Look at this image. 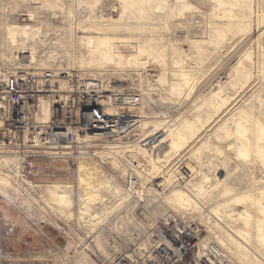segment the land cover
I'll use <instances>...</instances> for the list:
<instances>
[{
	"label": "rangeland",
	"instance_id": "rangeland-1",
	"mask_svg": "<svg viewBox=\"0 0 264 264\" xmlns=\"http://www.w3.org/2000/svg\"><path fill=\"white\" fill-rule=\"evenodd\" d=\"M21 51L34 52L22 69L53 104L70 76L140 92L138 134L166 130L157 151L171 153L135 152L144 170L133 201L119 151L138 137L96 140V157L71 170L30 141L10 147L0 110V264H142L163 219L200 226L236 264H264V0H3L0 103L2 86L24 78ZM83 166L100 173L93 205ZM88 210L102 218L95 230Z\"/></svg>",
	"mask_w": 264,
	"mask_h": 264
},
{
	"label": "built area",
	"instance_id": "built-area-1",
	"mask_svg": "<svg viewBox=\"0 0 264 264\" xmlns=\"http://www.w3.org/2000/svg\"><path fill=\"white\" fill-rule=\"evenodd\" d=\"M78 5L80 9L86 8L84 4ZM26 19L24 16L22 22L30 24ZM16 60V69L18 73L24 74V78L2 86L5 88L3 97L6 107L3 118L4 125L10 127L7 138L10 147L22 146L25 140L30 141L35 150L45 149L48 152L45 155L49 158L65 161L70 169L74 170L78 169L81 159L96 153V141L83 143L79 136L84 138L85 135L98 133L113 143L138 137L136 144L139 147L150 148L156 144L158 137L165 134L162 132L164 134L158 133L148 138H141L138 134L140 126L137 114L144 101L140 92L118 90L112 82L105 79L74 80L71 76L66 90L67 99H60L53 104L48 123H39L36 113L44 88L39 86L36 76L22 69L32 63L31 53H18ZM99 142L101 141L98 140ZM123 161L124 190L127 195L137 200L141 179L136 170H139L142 164L131 157L130 152L126 153V159ZM22 181L28 184L25 179ZM202 231L203 229L195 224L186 226L174 219L161 220L158 222L157 234H153V257L144 258L142 264H236L217 244L202 242ZM135 263L138 264L137 261L126 262L120 257L107 264Z\"/></svg>",
	"mask_w": 264,
	"mask_h": 264
},
{
	"label": "bare ground",
	"instance_id": "bare-ground-1",
	"mask_svg": "<svg viewBox=\"0 0 264 264\" xmlns=\"http://www.w3.org/2000/svg\"><path fill=\"white\" fill-rule=\"evenodd\" d=\"M27 17V21L28 22H31L32 21V19H31V17L30 18H28L29 16H27V15H22V17ZM25 25V28H27V29H29L30 28V25L29 24H24ZM18 38H19V33L16 31L15 32V35L13 36V37H11V40H12V43L14 44V46L16 47L17 45H18ZM25 49V48H24ZM22 52V51H21ZM22 53H24V54H30L31 53V61H32V63H34L33 62V60H34V52L33 51H31V52H27V51H23ZM18 54V53H17ZM21 54V53H20ZM16 57H17V55H16ZM15 57V58H16ZM32 63H28L27 65H30V64H32ZM15 67H16V63H15ZM94 79V78H93ZM61 87L59 88V92L57 91L56 93H58V94H66L65 93V91L67 90V88L65 87V83H62L61 85H60ZM182 95V94H181ZM60 99H62V100H66L67 99V97H65V98H59V96L58 97H56L55 98V102H59V100ZM2 101L3 102H1L0 103V110H5L6 109V107H5V104H4V101H5V97H3L2 98ZM39 103H40V105H39V112H37L36 113V119H37V121L39 122V123H44V124H46V123H48L49 121H50V119H51V115H52V105H53V103H51L50 101H48V100H46V99H43V98H41V99H39ZM141 110H142V108H141ZM3 114V113H2ZM141 118L139 117V122H138V124H140L141 123ZM162 132H164L165 133V135H166V133H167V131L166 130H163ZM156 135V134H155ZM155 135H152V136H155ZM160 136V137H158V139H157V141L155 142L156 144L155 145H153L152 147H150V148H142V147H139V145L138 144H135V147H133V149L131 150H128V148H120L121 149V151H119V153H120V155L121 156H123L122 157V159H126V153H128V152H130V155H131V157H134L135 159H137V154L135 153L136 151H144V150H149V151H155L154 152V156H155V161L156 162H158L159 161V159L160 158H164V157H166L167 158V156L168 155H170V153H171V148L169 147V146H167V145H165L166 147H167V152H163V151H157V149H159L162 145H164L165 144V142H166V136ZM82 136H79V140L80 141H82L83 143L84 142H88V141H96V140H101V139H103V140H109V138H107V137H105V136H103L102 134H94V135H91V136H89V135H85L84 136V138H81ZM105 137V138H104ZM148 137H151V136H147V138ZM141 138H143V135H142V137ZM160 138V139H159ZM132 154H134V156L132 155ZM65 155H70V153H65ZM98 155V154H97ZM136 155V156H135ZM95 158L96 156L94 155V154H91V156L89 157V158H83V159H81L80 161H79V163L78 164H82V163H84V161H89V160H91V158ZM117 157H119V156H117ZM120 160V159H119ZM139 162H140V160L139 159H137ZM120 162H122V161H120ZM141 163V162H140ZM122 164V163H121ZM142 164V163H141ZM140 164V165H141ZM79 165V166H80ZM189 168L191 169V171H193V168L192 167H190L189 166ZM143 170H144V166L143 165H141V168L138 170H136V172H137V174H138V176H139V178H141V175H142V173H143ZM123 173H125L124 171H123ZM99 176H100V173H99V171H98V169L96 168V167H94V166H90V167H82L81 168V171H80V176H79V182H80V185L82 186V188L83 189H86L87 190V195H86V197H87V199H86V201L90 204V205H93L98 199H99V196L98 195H95L94 194V192H95V187H94V185H93V183L94 182H96V181H98L99 180ZM123 192H124V194H125V196L128 198V199H130V200H133V198L132 197H130L129 195H127V193L125 192V190H124V188H123ZM141 192V190H140V187L138 188V190H137V194H138V196H139V193ZM134 201V200H133ZM89 212V210L87 211V212H83L82 213V216H83V219L82 220H84V219H91V221H89V223L91 224V227H93L94 228V230H95V228L101 223V217H99L98 215H91V214H89L88 213ZM150 246V245H149ZM76 249H77V247H75ZM79 252V251H78ZM227 254V253H226ZM228 255V254H227Z\"/></svg>",
	"mask_w": 264,
	"mask_h": 264
}]
</instances>
